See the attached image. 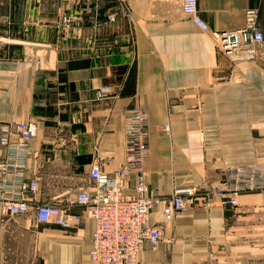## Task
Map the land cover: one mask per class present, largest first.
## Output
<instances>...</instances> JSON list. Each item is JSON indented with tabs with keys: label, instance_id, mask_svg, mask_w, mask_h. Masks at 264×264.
<instances>
[{
	"label": "crops",
	"instance_id": "0c3cea01",
	"mask_svg": "<svg viewBox=\"0 0 264 264\" xmlns=\"http://www.w3.org/2000/svg\"><path fill=\"white\" fill-rule=\"evenodd\" d=\"M248 9L264 33V0H198L209 31L180 0H0V126L37 124L25 168L38 183L32 205L81 212L67 200L90 186L92 163L106 173L121 166L123 117L136 107L148 111L146 182L166 200L175 186L205 190L227 167L257 161L264 42L253 59L232 62L212 34L245 25ZM103 85L111 93L94 100ZM123 179L124 192H133L134 176ZM229 198L236 203L199 202L169 222L163 203L154 208L163 235L155 248L143 244L140 264H264V191ZM93 232L87 217L62 229L37 224L32 213L5 215L0 203V264H96Z\"/></svg>",
	"mask_w": 264,
	"mask_h": 264
},
{
	"label": "built area",
	"instance_id": "2783aa9c",
	"mask_svg": "<svg viewBox=\"0 0 264 264\" xmlns=\"http://www.w3.org/2000/svg\"><path fill=\"white\" fill-rule=\"evenodd\" d=\"M181 10L191 17L203 31L209 25L198 13V0H180ZM114 21L115 14H108ZM255 9L246 11L245 25L212 32L217 48L232 62L251 60L257 45L264 42V33ZM72 17L63 16L68 26ZM111 93L107 85L93 90L92 98L99 100ZM148 111L145 107L128 110L123 117L125 156L121 166L113 173L102 171L97 162L91 164L90 186L77 191L68 204L78 205L81 212H69L54 204L32 205L28 195L37 191L38 183L25 175L26 160L31 153L30 141L37 133L34 120L3 123L0 126V144L6 146V155L0 158V203L2 213L18 216L33 214L37 224H54L62 229L77 227L87 217L94 221L89 259L96 264H140L144 243L157 247L163 235L160 223L151 221L154 208L161 203L165 222L172 221L177 211H183L199 202L211 204L236 203L235 198L246 192L264 191V148L258 160L249 165L227 167L225 177L205 190L193 186H175L166 200L146 182L144 164L149 158ZM168 130V125L164 126ZM134 176V191L124 192V179ZM217 199V200H216ZM165 202V203H164ZM264 206V199L262 200Z\"/></svg>",
	"mask_w": 264,
	"mask_h": 264
},
{
	"label": "rangeland",
	"instance_id": "374dc122",
	"mask_svg": "<svg viewBox=\"0 0 264 264\" xmlns=\"http://www.w3.org/2000/svg\"><path fill=\"white\" fill-rule=\"evenodd\" d=\"M20 250H22V251H23L24 249L22 248V249H20ZM26 250H27V247H26Z\"/></svg>",
	"mask_w": 264,
	"mask_h": 264
}]
</instances>
